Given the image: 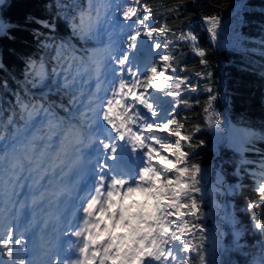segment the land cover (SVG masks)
Returning <instances> with one entry per match:
<instances>
[{
	"label": "snow or ice",
	"instance_id": "obj_1",
	"mask_svg": "<svg viewBox=\"0 0 264 264\" xmlns=\"http://www.w3.org/2000/svg\"><path fill=\"white\" fill-rule=\"evenodd\" d=\"M49 7L56 9L51 19L31 18L32 23L48 29L47 33L33 30L34 38L43 37L40 47L44 55L38 60L28 58L23 83L14 93L8 115L0 109V141L4 142L0 146V193H10L0 201V264H215L207 258L206 229L200 223L206 170L192 162L195 149L205 141L195 140L201 127L188 125L179 115L181 106H193L187 94L201 91L200 83L179 74L187 69L179 68L177 60L179 45L189 41L196 54L205 57V50L195 47L196 36L190 31L177 36L166 22L151 23L155 9L147 0H125L123 4L54 0ZM117 15L125 22L119 28L122 49L112 40ZM203 19L215 41L219 18L207 15ZM59 20L83 42L81 47L57 39ZM125 27L131 30L125 32ZM12 30L0 18V37ZM102 30L108 43L102 49L89 47V41L99 40ZM169 36L175 39H167ZM142 41L149 48L140 57ZM201 63L206 65L207 60L201 59ZM210 76L205 73L203 79ZM90 79L96 80L97 88L88 93L85 103L82 86ZM103 83L107 87L101 96ZM46 86L39 97L33 94L32 89ZM204 91L209 93L204 108L206 127L218 131L217 98L211 94L212 88ZM53 92L59 100L50 99ZM199 104L196 99L195 106ZM253 138L264 140V132L239 129L229 139V146L241 156L237 178L243 173L256 182L257 198L246 205L250 213L264 209V154L257 168L244 167L255 163L245 152L264 153L251 146ZM90 165L94 166L92 182L78 197L80 204L61 231L62 236L70 237L65 255L50 250L51 254L45 252L40 259L37 253L29 257L28 228L17 230L25 207L20 198L23 189L28 187L35 206L50 191L55 196L67 193V178L75 174L83 179ZM217 180L226 185L227 192L243 187L239 180L228 183L220 173ZM77 213L81 214L79 223H73ZM260 216L264 217V211ZM250 218L253 228L264 236V218ZM228 223L239 246L244 234L241 222L228 214ZM59 247L58 242L55 248ZM251 264H264V240Z\"/></svg>",
	"mask_w": 264,
	"mask_h": 264
},
{
	"label": "trees",
	"instance_id": "obj_2",
	"mask_svg": "<svg viewBox=\"0 0 264 264\" xmlns=\"http://www.w3.org/2000/svg\"><path fill=\"white\" fill-rule=\"evenodd\" d=\"M54 0H4L0 7V18L9 23L12 31L8 36L0 37V109L3 115H8V109L14 102V93L20 90L24 80L25 65L28 58L39 59L44 55L40 40L34 38L33 30L47 33L48 29L32 23L31 18L51 19L56 9L49 7ZM84 3V0H80ZM155 9V19L151 23H167L178 36L181 31L192 32L197 41L195 47L205 50V57H199L194 51L192 42H181L177 60L179 68L187 71L178 72L191 77L193 82L201 84V91L188 93L186 98L193 104L190 108L181 106L180 117L187 120L188 125H199L201 131L195 140L205 143L195 149L192 162L200 163L206 170L203 179V202L200 223L206 229L205 248L209 261L215 264H251L254 256L260 253V241L264 240L253 228L255 215L257 218L264 209H256L250 213L246 205L250 199L257 198L254 193L256 182L241 173L239 178L236 170L241 166L240 153L224 143V118L234 126L252 129L260 134L264 132V0H147ZM247 8H241V4ZM170 9H177L170 12ZM216 16L220 20L217 38L211 39L207 31L204 17ZM57 39L70 40L77 47L83 42L71 35V29L63 20L57 21ZM242 33V35H238ZM11 37V38H9ZM173 40L175 37L169 36ZM93 45L89 41L88 46ZM207 60V64L201 63ZM196 73L201 76L197 77ZM205 73H210L208 79H203ZM3 82H6V86ZM51 86V81L49 85ZM212 88L216 96L214 110L220 113L221 135L218 139L212 129L206 127V115L209 93L204 91ZM32 89L35 96L37 91ZM50 99L59 100L54 92ZM199 99V106L195 100ZM8 135L11 129L6 130ZM3 145V144H2ZM251 146L264 150V140L253 138ZM187 151L188 149L185 148ZM262 152L248 151L244 156L253 164L245 165L248 169L258 167ZM217 173L226 177L228 183H239L243 187L238 192H227L226 185L217 180ZM199 202L200 197L197 196ZM228 214L234 215L244 230L239 246L233 236Z\"/></svg>",
	"mask_w": 264,
	"mask_h": 264
},
{
	"label": "rangeland",
	"instance_id": "obj_3",
	"mask_svg": "<svg viewBox=\"0 0 264 264\" xmlns=\"http://www.w3.org/2000/svg\"><path fill=\"white\" fill-rule=\"evenodd\" d=\"M4 0H2V2H3ZM125 2V0H114V3H120V4H123ZM113 24H114V29H113V31H112V39L114 38V36H115V34H118V35H122L120 32H119V28L121 27V26H124V24H125V22L122 20V18H121V16H119V15H117L116 17H115V21L113 22ZM131 29L130 28H128V27H125V32H127V31H130ZM122 38H123V35L121 36ZM108 35L106 34V32L104 31V30H102L101 31V35H100V37H99V40L98 41H95V44H94V47H99V45H105V44H107L108 43ZM104 41V42H103ZM115 42H117V41H115ZM117 44L118 45H120V41L119 42H117ZM123 46V45H122ZM148 48H149V45L148 44H145V42L144 41H142V43H141V51L143 50H145L146 51V49L148 50ZM94 83H96V80L95 79H90V80H88V83L86 82V83H84L83 84V86H87V92H86V94L84 95V97H83V99H84V101H85V99H86V97L88 96V93H90L91 91H92V87H93V84ZM85 103H87L86 101H85ZM213 130V129H212ZM221 127H220V129L217 131V130H213V132H215V136H216V138L218 139V137H220V135H221ZM235 130H237L236 128H235ZM2 144H3V142L2 141H0V146H2ZM8 196V193H7V191H5L4 193H0V200L2 199V197H7Z\"/></svg>",
	"mask_w": 264,
	"mask_h": 264
},
{
	"label": "bare ground",
	"instance_id": "obj_4",
	"mask_svg": "<svg viewBox=\"0 0 264 264\" xmlns=\"http://www.w3.org/2000/svg\"><path fill=\"white\" fill-rule=\"evenodd\" d=\"M233 136V134H231ZM67 238V237H66Z\"/></svg>",
	"mask_w": 264,
	"mask_h": 264
}]
</instances>
